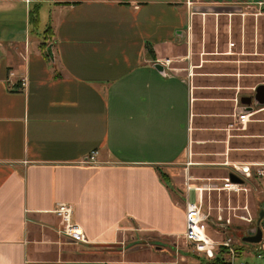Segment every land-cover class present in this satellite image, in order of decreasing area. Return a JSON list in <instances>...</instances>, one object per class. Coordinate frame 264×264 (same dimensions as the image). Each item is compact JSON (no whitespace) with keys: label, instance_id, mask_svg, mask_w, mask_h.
Masks as SVG:
<instances>
[{"label":"crops","instance_id":"obj_1","mask_svg":"<svg viewBox=\"0 0 264 264\" xmlns=\"http://www.w3.org/2000/svg\"><path fill=\"white\" fill-rule=\"evenodd\" d=\"M207 1L238 13L196 25L194 0H0V264H170L152 242L180 249L186 187L264 163V111L228 130L264 108V52L219 41L261 28L264 0Z\"/></svg>","mask_w":264,"mask_h":264},{"label":"rangeland","instance_id":"obj_2","mask_svg":"<svg viewBox=\"0 0 264 264\" xmlns=\"http://www.w3.org/2000/svg\"><path fill=\"white\" fill-rule=\"evenodd\" d=\"M196 5L195 9L192 12L193 15H195L196 18V25L198 24V21L201 20L202 22L205 21L204 15H207L208 13H214V14H225L222 18H228L227 15L229 14H236L238 11L233 10L234 7H225L220 6V8H233L231 10L229 9H219V7H215L216 5H209L211 2L207 0H194ZM258 1V0H256ZM257 6V5H256ZM249 7V6H248ZM238 10V9H237ZM248 13H253L255 16L258 14V11L256 9H248ZM241 14V13H240ZM208 16V15H207ZM221 16V15H220ZM213 20H215V17L212 15V17H207ZM251 19H255V24L249 25L247 28H241L240 22H234L235 28H233V34L228 33V30L230 28H219L221 29V37L219 39L220 43L223 45L224 42L232 41L233 43L238 42L239 40V33L241 32L243 34V42L240 45L243 48L244 45V52L249 54L246 56L241 57H235L240 58L241 60H253V59H263V52H264V21H260L262 26L261 28L258 27V23L256 24V17H251ZM262 20L264 19L261 18ZM259 22V23H260ZM211 29L212 28H208ZM218 29V28H215ZM199 31L198 34H200L196 40L200 39L202 37L201 32L203 33V30L205 28H196V31ZM227 30V33H226ZM197 31V32H198ZM214 38V37H213ZM239 47V46H238ZM237 47V48H238ZM239 49V50H240ZM238 50V51H239ZM224 51V49L222 50ZM242 50H240L241 52ZM258 53V54H256ZM176 65V64H175ZM262 72V71H261ZM261 79V78H260ZM202 173V172H201ZM205 174V173H204ZM199 175V177H207V175L203 174H194V176ZM198 177V176H197ZM180 178L181 174H180ZM198 179V178H197ZM197 179L195 181H197ZM202 178L200 180L201 182H204L203 186L206 188L212 189L211 191H205L204 192V199H203V212L206 215H211L210 219L212 222H209L211 228L218 229V225L216 224V219L221 218L223 220H230V225H227V229H223L227 233V237L232 238V242L234 245L242 246L245 245L246 248L242 253V256L238 263L243 262L247 264H264V256L258 257L254 252L251 250V246L248 244L249 242L245 241V239L249 238V233L255 230H260L262 233L264 232V191L261 189V185L258 183H250L248 192H241L240 194H234V193H228V192H221L217 190V184H214V187H210L209 184L213 181H210L208 179H220V178ZM192 180V179H191ZM200 182V183H201ZM216 187V188H215ZM215 190H214V189ZM258 189V190H257ZM184 202H186V199H183ZM182 201V202H183ZM247 208V209H246ZM219 211L220 214H218ZM263 213V217H261ZM252 219V222L250 220ZM214 220V221H213ZM212 231V230H211ZM212 233L214 234V232ZM216 234V233H215ZM214 234V238L216 239L217 236ZM221 238L219 237L218 240ZM165 242H157L153 243V247H157V249H162L163 247H167L168 249H172L171 255L169 254L168 257H165L164 261L170 264H211L208 260H206L202 256H197L192 252L190 248H188L185 245L184 241H181V244H177V247L180 249H175V245H173V241L169 242L164 240ZM115 253H109V257L114 256ZM228 258V257H227Z\"/></svg>","mask_w":264,"mask_h":264},{"label":"built area","instance_id":"obj_3","mask_svg":"<svg viewBox=\"0 0 264 264\" xmlns=\"http://www.w3.org/2000/svg\"><path fill=\"white\" fill-rule=\"evenodd\" d=\"M231 47L235 44H231ZM170 61H165L169 64ZM264 111V108L256 109L253 106L252 111L247 114H241L235 117V120L229 124L228 130L245 129V125L249 123L253 117ZM252 117V119H251ZM95 160L94 154L90 157L89 161ZM230 175L225 178L216 179L219 184L217 190L240 194L241 192H248L249 184L256 179H264V163H238L230 165ZM231 176H235L238 182H233ZM210 187H214L210 185ZM216 188V187H215ZM214 189V188H213ZM210 188H203L200 186L188 185L186 187V202H185V219L186 229L184 233L185 245L192 250L197 256H202L211 264L217 259L222 260L225 264H247L238 261L240 260L246 246L234 245L232 238L227 237V225H230V220L216 219L218 229L211 228L209 222V215L203 212V199L204 192L211 191ZM215 190V189H214ZM247 209V208H246ZM55 214L61 219L64 224V234L73 243L85 242V235L78 224L74 222V209L67 204L60 205ZM252 222V219L250 220ZM217 238H214V234ZM257 232V230H255ZM262 233V232H261ZM221 238L218 240V238ZM251 250L258 257L264 256V232L262 233L261 240L257 243H248ZM228 257V258H227Z\"/></svg>","mask_w":264,"mask_h":264},{"label":"water","instance_id":"obj_4","mask_svg":"<svg viewBox=\"0 0 264 264\" xmlns=\"http://www.w3.org/2000/svg\"><path fill=\"white\" fill-rule=\"evenodd\" d=\"M49 52L51 54V49H49ZM156 68L159 70V72L163 73L165 72V69L164 67L161 65V64H158L156 66ZM259 100L261 101V103L264 102V85L260 86L258 89H257V96L255 97V100ZM252 102V98L251 97H246V98H243L242 99V104L243 105H250ZM249 112V110H248ZM231 179L233 182H238L239 180H237V178H235V176H231ZM261 217H263V213L261 215ZM261 236H262V233L260 230H257V232L255 231H252L249 233V238L245 239V241L247 242H250V243H257L261 240Z\"/></svg>","mask_w":264,"mask_h":264},{"label":"trees","instance_id":"obj_5","mask_svg":"<svg viewBox=\"0 0 264 264\" xmlns=\"http://www.w3.org/2000/svg\"><path fill=\"white\" fill-rule=\"evenodd\" d=\"M50 30V29H49ZM47 32H48V30H47ZM152 53V51L149 49V53ZM213 264H225L222 260H220V259H217L215 262H213Z\"/></svg>","mask_w":264,"mask_h":264}]
</instances>
